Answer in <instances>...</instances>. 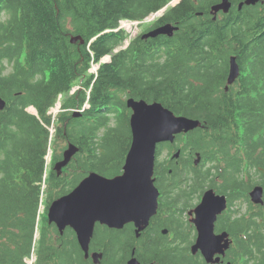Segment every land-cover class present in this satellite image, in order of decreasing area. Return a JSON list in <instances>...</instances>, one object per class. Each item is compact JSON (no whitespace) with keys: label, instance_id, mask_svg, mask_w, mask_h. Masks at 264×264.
Segmentation results:
<instances>
[{"label":"trees","instance_id":"obj_1","mask_svg":"<svg viewBox=\"0 0 264 264\" xmlns=\"http://www.w3.org/2000/svg\"><path fill=\"white\" fill-rule=\"evenodd\" d=\"M171 1L0 0V92L8 101L7 108L0 110V264H27L32 254L53 123L56 137L81 149L72 170L89 164L88 171L100 172L98 167L104 163L95 162L92 154L98 149L99 134L116 130L110 114L120 113L116 123L122 126L125 122L129 132L126 150L130 145L126 97L160 101L178 115L203 121L204 127L178 138L184 140L186 165L197 151L205 161L227 155L221 165L214 159L208 171L193 165L187 171L174 167L171 175L185 180L183 185L176 183V194L182 192L188 200L207 185L229 194L233 202L236 188H244L237 173L246 162L264 182V158L261 152L256 156L258 149L264 156V5L233 11L215 21L205 14L198 17L196 12H207L218 0H181L159 18L160 24L180 25L175 37L148 42L137 37L124 48L126 32L108 31L121 19H144ZM75 35L84 37L86 43L72 44L70 38ZM108 54L111 61L101 65L95 79L89 77L91 61ZM231 54L247 72L225 92ZM77 84L81 88L71 93ZM60 95L67 112L61 111L54 122L48 112ZM86 101L89 107L84 115L73 118L69 109L81 108ZM31 105L38 115L27 111ZM107 146L113 147V142ZM166 146L172 145L161 144L158 155ZM83 153H90L88 160ZM219 176L222 183L217 181ZM82 177L72 176L71 181L51 172L48 194L55 189L65 194ZM226 219L223 225L232 233L249 232L250 245L241 247V254L232 247L230 258L235 262L244 257L246 264L254 258L253 264L264 262L263 223L243 217L236 222L233 211ZM71 235L66 237L72 239ZM41 236L36 243V264L83 263H79L74 240L54 248ZM172 252V258L182 255L179 249Z\"/></svg>","mask_w":264,"mask_h":264},{"label":"water","instance_id":"obj_2","mask_svg":"<svg viewBox=\"0 0 264 264\" xmlns=\"http://www.w3.org/2000/svg\"><path fill=\"white\" fill-rule=\"evenodd\" d=\"M259 1L245 0L240 4V8L244 4L255 5ZM231 5L230 0H221L212 6L211 12H228ZM177 29L178 27L168 23L148 32L144 37L172 36ZM77 42L83 44L85 40L80 35L72 36L71 43ZM239 72L236 58L231 57L228 85L236 80ZM5 104L0 93V108L3 109ZM127 105L133 111L130 117L132 141L125 158L123 173L110 178L91 172L74 190L55 200L50 207V222H56L62 232L65 227H72L87 255L89 239L97 221L118 228L133 221L138 232L147 227L158 208L159 191L153 178L157 145L174 141L177 134L201 126L200 120L177 116L158 101L149 103L144 99L129 98ZM78 151V146L69 144L63 159L55 165L59 174ZM199 160L198 156L196 163ZM251 196L255 202H263V187H255ZM226 208V196L216 194L210 189L204 193L200 204L189 212L194 215L191 220L198 231L191 251L193 254L201 251L210 264L220 263L221 257L225 256L231 244L227 232L215 233L218 215ZM130 264H136V261L133 260Z\"/></svg>","mask_w":264,"mask_h":264},{"label":"flooded vegetation","instance_id":"obj_3","mask_svg":"<svg viewBox=\"0 0 264 264\" xmlns=\"http://www.w3.org/2000/svg\"><path fill=\"white\" fill-rule=\"evenodd\" d=\"M155 27L156 22L147 31ZM156 178V185L160 190L159 209L150 220V225L140 235H137L134 223H128L123 228H112L100 222L96 223L90 241V252L91 254L102 253L98 264H128L133 258H136L139 263L168 264L167 258L162 260L158 256L159 247L164 249L183 248L190 247L194 243L193 236L196 234V228L192 223L189 224L191 230L189 239L175 238L173 216L176 203L168 202L163 192V189L168 188L167 183L170 184V191L176 189L175 179L165 176H156ZM52 227L57 228L56 225ZM75 240L78 244L76 234ZM86 260L89 264H96L91 256ZM169 261L170 264H176L174 261L172 262V259Z\"/></svg>","mask_w":264,"mask_h":264},{"label":"rangeland","instance_id":"obj_4","mask_svg":"<svg viewBox=\"0 0 264 264\" xmlns=\"http://www.w3.org/2000/svg\"><path fill=\"white\" fill-rule=\"evenodd\" d=\"M177 2H178V0H175L172 4H175ZM172 4H171V6H172ZM151 22L152 21L144 22V23L140 24L133 31V37H136L141 31L145 30L146 29L145 27L149 26L151 24ZM126 45L127 44H124L123 46L125 47ZM92 65L93 66L89 70L91 72L94 71V69L96 67V63L92 64ZM7 67L10 70L9 67H11V66L7 64ZM79 88H80V86H79V84H77L75 89H79ZM125 100H126V98H125ZM28 111L31 112V113L36 114V109L34 107L28 108ZM61 111H63V109L60 108L59 106L55 107L52 110V112H54V113H58V112H61ZM63 112H67V111H63ZM119 115H120V113L116 114V116H114V114H110L111 126L115 125L116 130H115V132H113L111 134L109 132H107V130H103L99 134V137H98V140H99L98 149H97L96 152H94L92 154L93 160L95 162L101 163V165H102V163H104V166H100V167H98V169H99V171L102 174H104L106 176H111V175L119 172L122 169L124 161H125L126 147H127L128 141H129V132L126 129L125 122H124V124L122 126H119L116 123L118 121L117 116H119ZM58 138L59 137H56V135H53V137H52V139L50 141V145H49V148H48L49 155L47 156V163L48 162L50 163V164L48 163L49 164L48 170L52 169L53 164H54L53 161L56 158H58V159L61 158V155H62L64 149L67 147V141L65 140V138L64 137H60L59 139ZM109 142H113V147L110 148V147L107 146V144ZM166 149H167V146L165 148H163L162 154L158 158L159 161L165 160L167 157L171 158L170 156H168V150H166ZM83 155H84L86 160H88V158L90 157V153H87V154L83 153ZM184 156H185V158H187V155H184ZM79 160H80V158H79ZM181 160H183V159H181ZM75 162H76V160L73 163H75ZM89 168H90V165L86 164L82 168H78V170L81 173V175H83L85 172H87L89 170ZM63 173L65 174V177L70 178V176H72L71 172L68 169H66V171H64ZM251 173H252L254 182L260 180V177L257 174L258 171L256 170V168L253 169L251 171ZM191 176L192 175H189V177H191ZM243 177H244V180L246 181V184L248 186H251V183H253V180H252L250 174L249 173H244ZM206 186H205V188H206ZM68 189L70 190L71 187H68ZM198 189L200 190L201 188L199 187ZM55 190L56 191L51 193V194H47V192L44 193L45 202H48V201L54 199L55 197L57 198L58 196L62 195L63 192L58 193L57 190H59V189H55ZM247 192L248 191H244V194H247ZM178 193H179L178 196H181L182 192H178ZM202 193H203L202 191L194 193L191 196L190 200L188 201V206L187 207L184 206V202H180V204L177 205L178 208H180L179 209L180 213H178V214H179L180 219H181L180 221L183 222V224H184V228H186L185 224L187 222V217H190L188 215V212L191 209L195 208L197 206V204L200 202V197H201ZM244 198L245 197H242L240 200L236 201L234 206L232 207V208H234V211L236 212L235 213V217H240L243 214H249L251 212L250 210L248 211V209H249L248 207L251 204H250L249 200L246 201ZM41 210L44 211V207L43 206L41 207ZM43 211L41 212L42 213V215H41L42 217L41 218L44 217ZM42 224H44V223H42ZM218 225H219V222H218L217 226ZM242 262L243 261H241V263ZM80 264H84V263H80ZM250 264H253V260L250 261ZM258 264H264V262L262 261V262H259Z\"/></svg>","mask_w":264,"mask_h":264}]
</instances>
